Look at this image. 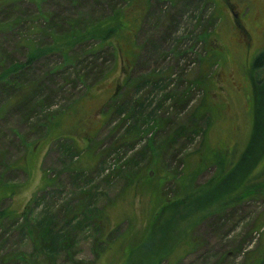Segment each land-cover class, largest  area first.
<instances>
[{
	"label": "rangeland",
	"instance_id": "obj_1",
	"mask_svg": "<svg viewBox=\"0 0 264 264\" xmlns=\"http://www.w3.org/2000/svg\"><path fill=\"white\" fill-rule=\"evenodd\" d=\"M115 11L111 44L86 38ZM0 22V77L21 67L0 81V264L264 257V0H20Z\"/></svg>",
	"mask_w": 264,
	"mask_h": 264
},
{
	"label": "trees",
	"instance_id": "obj_2",
	"mask_svg": "<svg viewBox=\"0 0 264 264\" xmlns=\"http://www.w3.org/2000/svg\"><path fill=\"white\" fill-rule=\"evenodd\" d=\"M20 2V0H0V10L3 11L4 14L7 13H11L13 11V8L16 7V4H18ZM14 13H16V11H14ZM121 12H113L111 16H109L108 18L106 17V19L102 20L99 23H96L95 25H93L91 27V31L87 32V39H92V40H96L98 41V46L99 47H104L107 44H111L110 40L112 38H114L115 34H116V29L115 27H104L103 25L108 22L109 20H115L116 17H118V15ZM140 20V18H139ZM55 22V23H54ZM52 23H53V28L57 29L59 27V25H63L62 21H58L55 18H52ZM15 25V23H10V22H0V32L1 31H6L8 32L9 30L13 29V26ZM78 36L76 35H70V36H66V43L65 45H71L72 43H74L77 40ZM114 48V47H113ZM37 51L36 49H30L29 52V60H33L37 58ZM260 57H258L255 61L254 67L255 69L258 68L259 64L264 63V60L262 62L258 61ZM21 67H17V66H11L10 68H8L5 73L7 74L6 76L10 75V73L14 72L15 70L20 69ZM5 76V78H6ZM5 78L0 77V81L3 82V80ZM0 82V83H1ZM190 181H192V179H190ZM173 202V201H171ZM27 212L24 213V215H26ZM8 213L6 212H2L0 213V219L4 218V217H8ZM23 218V217H22ZM254 264H264V257L260 258V260H256Z\"/></svg>",
	"mask_w": 264,
	"mask_h": 264
},
{
	"label": "flooded vegetation",
	"instance_id": "obj_3",
	"mask_svg": "<svg viewBox=\"0 0 264 264\" xmlns=\"http://www.w3.org/2000/svg\"><path fill=\"white\" fill-rule=\"evenodd\" d=\"M236 15H234V17H235ZM239 30V29H238ZM264 52V48L259 52V53H257V54H255L254 56H253V59L254 60H256L258 57H260V55H261V53H263ZM252 61V60H251ZM250 61V62H251Z\"/></svg>",
	"mask_w": 264,
	"mask_h": 264
}]
</instances>
